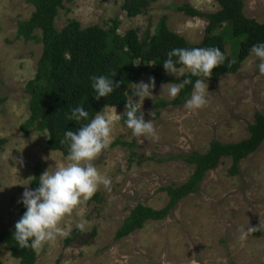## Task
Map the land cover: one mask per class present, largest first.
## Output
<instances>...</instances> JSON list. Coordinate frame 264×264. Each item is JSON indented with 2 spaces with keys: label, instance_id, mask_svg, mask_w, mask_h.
Listing matches in <instances>:
<instances>
[{
  "label": "rangeland",
  "instance_id": "1",
  "mask_svg": "<svg viewBox=\"0 0 264 264\" xmlns=\"http://www.w3.org/2000/svg\"><path fill=\"white\" fill-rule=\"evenodd\" d=\"M184 2L204 12L221 8L216 0H158L148 13L130 18L123 9L124 0H64L56 26L62 29L75 19L84 28L97 24L108 29L111 19L118 17L121 34L137 28L143 39L149 26L154 32L161 17L168 15L172 31L191 43H200L208 22L175 11V5ZM34 10L29 0H0V98L6 99L0 102V137L8 139L0 152V233L14 228L20 219L23 203L18 201L31 186L35 164L40 163L46 171L68 162L61 151L47 148L48 131L31 129L27 136L22 129L30 115L26 85L37 73L43 45L17 37V33L19 21L28 19ZM244 12L264 22V0H244ZM36 33L42 34L39 30ZM227 50L232 52L231 44ZM257 64L250 55L236 73L207 81L208 103L196 111L184 105L155 107L158 99H173L166 90L162 92L163 84L156 85L153 96L144 102L134 97L143 104L145 120L154 119L158 139L139 142L125 124L122 114L126 107H109L113 116L110 145L93 163L111 180L110 187L101 185L78 206L79 215L74 211L64 218L62 226L66 230L72 232L81 219L87 222L85 230L68 246L60 237L45 244L37 250L38 263L160 264V257L166 253L170 264H192L193 260L196 264H264V234L241 238L242 231L257 226L264 217V142L239 163L237 174L230 172L232 158H222L206 173L199 188L185 195L165 219L150 220L142 229L115 239L135 206L163 209L170 198L161 188L191 179L194 167L182 155L205 153L213 140L230 143L250 137L249 126L256 113L264 114V76L259 74ZM141 81L146 82L141 79L136 83ZM133 89L134 84L129 98ZM151 112L155 117L149 115ZM117 139L132 146L112 145ZM151 156L155 159H147ZM94 231L96 235L92 236ZM113 246L118 249L115 255L110 251ZM0 254L4 264H23L2 241Z\"/></svg>",
  "mask_w": 264,
  "mask_h": 264
},
{
  "label": "trees",
  "instance_id": "2",
  "mask_svg": "<svg viewBox=\"0 0 264 264\" xmlns=\"http://www.w3.org/2000/svg\"><path fill=\"white\" fill-rule=\"evenodd\" d=\"M157 1L124 0L123 9L130 18H134L148 13L150 6ZM216 1L221 7L216 12L201 11L189 2L175 5V11L191 17L204 18L208 22L203 40L194 44L170 29L168 15L161 17L154 32L149 26L142 39L137 28H130L125 34H121L119 32L121 20L118 17L111 19L112 24L108 29L97 24L84 28L81 22L75 19L59 29L56 26V19L60 9L64 7V0H29L35 10L28 19L19 21L17 37L42 43L43 53L35 77L26 85L25 91L30 97V115L22 125L24 133L30 136L31 129L48 131L51 138L48 139L47 148L61 151L67 156V145L61 143L64 132L76 131L80 127L75 121L67 119L70 110L83 104L92 117L105 106L125 107L131 94L132 84L141 79L149 82V77H155L156 85L179 82L177 78L166 75L168 72L163 66L167 52L174 48L219 47L227 59L223 65L213 69L208 81L236 73L250 56L249 50L252 45L264 42V22L246 16L244 0ZM38 30L41 31V36L36 33ZM228 44H231V53L227 50ZM232 60L235 63L229 66V61ZM177 67L183 66L177 65ZM94 75H108L115 81L121 82V87L115 89L109 96L97 100L91 87V77ZM191 79L194 83L197 77ZM191 91L192 84L186 85L176 98L158 99L155 107L184 105ZM5 100L0 98L1 103ZM254 118V123L249 126L250 137L230 143L213 140L210 149L205 153L192 151L182 155L183 160L194 167L191 179L181 185L161 188L170 198L163 209H155L143 204L135 206L117 230L115 239H122L142 229L150 220L165 219L185 195L199 188L206 173L215 169L222 158H232L233 167L230 172L237 174L239 163L258 150L264 142V114L257 112ZM7 142V138L0 137V152ZM112 145L130 147L132 143L117 139ZM136 155L134 152L133 156ZM147 159L155 158L151 156ZM34 168L35 175L30 186L33 190L39 186V176L44 172L40 163H36ZM25 211L26 208L22 204L20 218ZM14 231L15 227L2 231L0 241L9 245L12 255L20 259L23 264H39L37 250L30 247L20 248L13 238ZM255 233L263 235L264 231ZM80 234V230L74 229L70 236L65 238V244L70 245ZM95 235L94 231L92 236ZM0 264H4L1 254Z\"/></svg>",
  "mask_w": 264,
  "mask_h": 264
},
{
  "label": "clouds",
  "instance_id": "3",
  "mask_svg": "<svg viewBox=\"0 0 264 264\" xmlns=\"http://www.w3.org/2000/svg\"><path fill=\"white\" fill-rule=\"evenodd\" d=\"M249 54L258 60V72L264 76V42L252 45ZM226 59L225 53L219 47L174 48L168 51L167 59L163 61L164 69L174 74L179 82L163 84L162 92L166 90L167 96L174 99L186 85L192 84V91L185 101L184 108L189 111L202 108L208 103L210 92L205 79L208 81L213 69L223 65ZM232 63L235 61H229V66ZM177 65L183 67L178 68ZM181 77L184 79L181 80ZM191 77H197L194 83ZM91 80V87L97 100L109 96L115 89L121 87V82L108 75H94ZM133 84V96L127 99L126 110L122 114L126 117L125 124L141 143L145 138L158 139L154 119L146 121L142 110L143 104L134 99L138 97V100L144 102L145 98L153 96L152 89L156 87L155 77H149V82ZM149 115L155 117V112ZM67 119L80 125L76 131L66 130L61 140L62 144L67 145L68 162L58 165L54 170L50 167L44 171L39 176V186L34 190L25 188L21 200L18 201L26 208L16 222L13 233V238L20 248L30 247L39 250L58 237L70 236L71 231L62 226L64 218L77 211L82 201L90 199L101 185L105 189L110 187L111 180L102 175L93 163L110 145L113 116L107 106L90 117L89 112L81 104L70 110ZM20 162L22 163V160ZM86 223L81 219L76 222L75 227L84 231ZM261 229H264L262 216L257 226L250 225L246 231H242L241 238H246ZM110 251L115 255L118 249L113 246ZM160 264H170L166 253L160 257ZM192 264H196V261L193 260Z\"/></svg>",
  "mask_w": 264,
  "mask_h": 264
}]
</instances>
